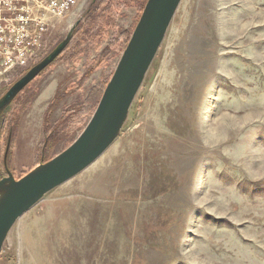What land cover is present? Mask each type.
<instances>
[{
    "label": "rangeland",
    "instance_id": "obj_1",
    "mask_svg": "<svg viewBox=\"0 0 264 264\" xmlns=\"http://www.w3.org/2000/svg\"><path fill=\"white\" fill-rule=\"evenodd\" d=\"M143 1L78 0L8 60L0 99L79 23L0 116L1 178L78 138ZM0 264H264V0H182L119 138L15 224Z\"/></svg>",
    "mask_w": 264,
    "mask_h": 264
},
{
    "label": "water",
    "instance_id": "obj_2",
    "mask_svg": "<svg viewBox=\"0 0 264 264\" xmlns=\"http://www.w3.org/2000/svg\"><path fill=\"white\" fill-rule=\"evenodd\" d=\"M181 3L182 0H147L93 116L68 148L20 179L9 170L7 177L1 178L0 173V254L12 228L27 212L92 166L119 138ZM78 24L0 99V116L64 52Z\"/></svg>",
    "mask_w": 264,
    "mask_h": 264
},
{
    "label": "built area",
    "instance_id": "obj_3",
    "mask_svg": "<svg viewBox=\"0 0 264 264\" xmlns=\"http://www.w3.org/2000/svg\"><path fill=\"white\" fill-rule=\"evenodd\" d=\"M78 0H0V75L13 65L8 60L41 47L48 20L62 18ZM6 65V66H5Z\"/></svg>",
    "mask_w": 264,
    "mask_h": 264
},
{
    "label": "trees",
    "instance_id": "obj_4",
    "mask_svg": "<svg viewBox=\"0 0 264 264\" xmlns=\"http://www.w3.org/2000/svg\"><path fill=\"white\" fill-rule=\"evenodd\" d=\"M146 2H147V0H145V2H144V1H143V2H141V6H142V7L140 6V7H141V11H143V9H144V6H145ZM96 11H97V7H96V8H94L92 17H94V16H95V14H96ZM67 48H68V47H67ZM67 48H66V49H67ZM45 70H46V69H45ZM103 91H104V90H103ZM103 91H102V93H101V96H102V94H103ZM101 96H100V97H101ZM100 97H99V98L96 100V103H95V105H94V109H96V108H97V106H98V103H99V101H100L99 99H101ZM68 112H69V113H72V111H68ZM69 113H68V114H69ZM48 131H49V130H48V128H47V127H45V133H46V132H48ZM49 132H50V134H51V131H49ZM47 135H48V134H47ZM47 137H49V136H47Z\"/></svg>",
    "mask_w": 264,
    "mask_h": 264
}]
</instances>
